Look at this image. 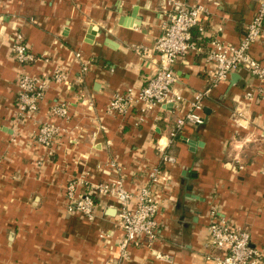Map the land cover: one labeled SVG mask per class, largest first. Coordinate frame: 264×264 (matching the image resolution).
<instances>
[{
    "label": "crops",
    "instance_id": "0c3cea01",
    "mask_svg": "<svg viewBox=\"0 0 264 264\" xmlns=\"http://www.w3.org/2000/svg\"><path fill=\"white\" fill-rule=\"evenodd\" d=\"M169 1L0 0V264H210L212 209L247 229L264 252V99L239 103L258 83L247 69L233 72L204 100V122L187 125L171 147L174 163H162L157 150L177 117L171 105L148 112L144 121L139 104L125 115L106 113L114 93L137 90L154 73V45ZM176 1L207 6L204 30L192 31L205 49L215 36L239 44L258 7V0ZM18 32L49 60L20 64L11 53ZM136 46L148 54L140 55ZM250 51L264 64V37ZM76 52L90 62L87 72L73 60ZM65 62L72 85L53 83L37 116L47 118L58 100L69 102V120L55 119L69 134L60 136L48 157L33 141L36 123L18 116V81L22 73L51 74ZM205 68L202 53L174 65L185 111L194 92L208 85ZM237 108L244 110L247 126L239 125ZM110 159L121 164L125 185L133 190L153 166L170 172L168 188L158 189L161 236L154 248L171 260L156 258L146 247H131L130 259H119L116 241L123 231L113 197L98 198L93 220L69 213L68 182L85 173L95 182L107 181L114 175L105 166Z\"/></svg>",
    "mask_w": 264,
    "mask_h": 264
},
{
    "label": "built area",
    "instance_id": "2783aa9c",
    "mask_svg": "<svg viewBox=\"0 0 264 264\" xmlns=\"http://www.w3.org/2000/svg\"><path fill=\"white\" fill-rule=\"evenodd\" d=\"M169 4L171 7L162 23V33L154 45L158 53V58L152 59L154 73L137 90L130 88L127 92L114 93L106 108L109 115H125L139 104L140 121H144L148 112L171 105L177 117L168 131L166 144L159 142L157 145L164 164L176 162L171 147L187 125H200L204 122V100L219 83L228 80L233 72L247 69L258 81L257 85L244 93L239 103L250 106L257 99H264V64L255 59L250 51L252 45L264 37V0H258L257 10L239 44H230L215 36L208 41L206 49L197 43L192 31L195 28L204 30L201 22L202 17L209 12L207 6L176 0L169 1ZM135 50L143 56L148 54L147 48L143 46H136ZM11 51L13 57L23 65L49 60L45 55L35 54L21 32L16 34ZM190 53L205 54L204 74L208 85L194 92L185 111V97L175 87L177 78L174 65ZM73 60L81 65V72L88 71L90 62L82 60L80 52L73 53ZM69 77V62L57 65L51 74L22 73L19 77L18 116L21 121L31 120L36 123L33 141L46 148L48 157L54 154V145L60 136L69 134L67 126L55 121L56 118L69 120V102L58 100L50 106L47 118L40 119L37 116L51 85L55 83L69 87L72 85ZM81 100L92 104L84 96ZM235 112L240 120L239 125L247 126L244 124V110L237 108ZM101 128L105 129L104 126ZM107 144L111 145V140ZM43 163L39 161V164ZM105 166L111 174L114 173L107 181L95 182L85 173L68 182L66 197L69 213H80L93 220L98 198L113 197L117 202L118 224L123 231L122 237L116 241L119 259H130L131 247H146L155 253L156 258L171 260L169 254L154 248L161 236L159 214L162 196L159 190L168 188L170 172L162 165L153 166L146 173L145 183L133 190L126 187L124 170L117 160L110 159ZM210 216L208 247L211 252L207 255L210 264H264V252L252 244V236L247 229L219 217L215 209L211 210ZM100 235L103 237L104 233ZM102 264L112 263L109 260Z\"/></svg>",
    "mask_w": 264,
    "mask_h": 264
}]
</instances>
